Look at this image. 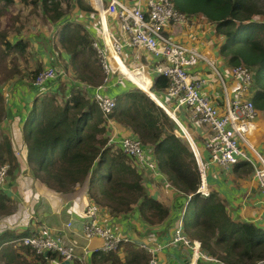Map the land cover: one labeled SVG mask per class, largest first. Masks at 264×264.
I'll list each match as a JSON object with an SVG mask.
<instances>
[{
    "label": "trees",
    "instance_id": "obj_1",
    "mask_svg": "<svg viewBox=\"0 0 264 264\" xmlns=\"http://www.w3.org/2000/svg\"><path fill=\"white\" fill-rule=\"evenodd\" d=\"M33 1L40 2L52 21L65 14L63 0ZM77 1L80 7L93 9L84 0ZM4 2L8 5L14 0ZM173 2L189 18L201 14L216 24L217 35L224 37L220 52L231 64L245 63L255 68L252 98L258 108L264 109V20L258 19L264 15V9L259 6V0ZM55 36L56 46L60 45L70 54L65 70L75 79L102 84L105 73L101 57L94 45L95 37L84 22L66 21ZM27 45L23 40L16 43L21 51L27 49ZM43 67L40 61L32 77L35 78ZM168 86L167 76H153L151 90L161 100H164L161 93ZM65 87L66 84L60 82L58 90L38 96L34 103V124L25 133L26 157L33 174L61 191L73 190L75 184L86 181L89 196L96 203L107 206L111 213L137 207L148 221H163L170 207L148 192L135 158L109 141L108 117L92 92L79 86L70 87L66 92ZM117 99L110 118L131 129L150 146L158 167L172 185L192 194L183 221L186 226H193L191 234L198 236L203 250L226 264H256L264 258V227L234 219L217 192L203 195L197 191L200 173L195 155L168 112L138 86L121 91ZM4 151L8 157L4 156ZM0 161H9L11 169L15 166L11 142L4 143ZM54 256L56 253L49 252L35 257L41 264H47ZM15 261L10 258L5 264Z\"/></svg>",
    "mask_w": 264,
    "mask_h": 264
},
{
    "label": "crops",
    "instance_id": "obj_2",
    "mask_svg": "<svg viewBox=\"0 0 264 264\" xmlns=\"http://www.w3.org/2000/svg\"><path fill=\"white\" fill-rule=\"evenodd\" d=\"M86 1L93 8L92 10L80 7L78 1L74 0L77 6H75V12H67L59 20H50L53 23L54 35L66 21L76 20L84 22L96 39L100 37V33L98 36L96 34L99 27L102 26L115 30L119 34L116 33L117 36L121 39H127V35L121 30L119 20L115 16L108 14L102 5H100V10H97L91 0ZM93 2L96 3L97 0H93ZM15 3H19V0H14L11 4ZM0 5V15L5 17L11 5L6 6L4 0H0ZM21 18L22 14L10 26L13 28V33L10 36L7 35L9 40H2L3 44L0 49L2 58L12 56V61L20 59L18 56L20 53L22 54V51L19 50L16 43L25 39L26 41L31 40L33 47L37 50V56L41 59L40 61H44V65L54 66L55 62H60L65 67L70 54L60 45L56 47V36L51 39L44 28H41L37 30L40 37H35L28 30L25 20ZM98 23L100 26H98ZM167 31L175 39L195 47L205 54L206 59L201 60L192 68V73L198 78L204 79L203 91L223 108L225 105L224 83H222L214 67L223 72L225 80H227V89L231 90L234 81H232L233 78L231 79L230 73L232 64L229 62V58L220 52V45L224 37L223 35H217L216 24L208 21L203 15L196 14L190 17L185 24H169ZM109 34V30L106 29L105 35L111 45ZM27 37L31 39L27 40ZM38 38L40 39L38 40ZM136 49L133 46L126 45L122 51V57L111 45V50H109L111 62L116 69L129 77L137 86L149 92L158 102H162L161 98L154 92L156 97L151 90L152 78L146 67L144 68L142 65L131 66L133 63L142 62V54L144 53L146 60H148L146 62L149 65H153L156 58L147 50H138L141 55L137 59L135 56ZM48 53L51 56L47 58L45 55H48ZM20 69L21 73L19 68L10 70L8 75L5 76L8 83L5 86H0V150H2L5 142H11L12 154L15 158V166L10 170L6 183L0 188V264H5L10 258L15 260L21 258L31 264H34V262L35 264H41L34 255L28 254L27 248L29 246L11 242V240L37 230L44 225L54 229L56 233L63 237L64 241L76 244L77 252L83 258V261L74 260L69 264H149L152 254L142 247L143 243L151 246L161 244L162 248L157 249L154 255L163 264H189L192 249L181 243L171 244L170 240L180 220L189 235L193 231V226H186L183 221V215L192 194L179 190L172 185L166 173L160 168L158 171L140 168V171L143 174V181L148 192L170 207V212L163 221H148L141 215L137 207L113 214L107 206L97 203L101 222L114 232L132 238L133 241L124 242L116 250L104 252L101 249L104 243L101 236L95 235L88 239L83 235L85 210L89 204L95 202L89 196L88 182H78L73 190L61 191L48 186L46 182L35 176L26 157L27 141L25 133L28 127L34 124L32 110L38 96L58 90L61 81L66 84V92L70 90V87L76 86L78 88L79 86L82 89L91 91L92 95L98 89L99 84L94 85L75 79L69 76L63 68L61 75L49 82L50 86L54 81L55 87H49L48 91L41 94L38 92L33 80L22 72V68ZM121 77L117 74L112 75L111 82L104 85L101 90L113 96H118L121 91L132 88L133 84ZM173 105L176 108V104L173 103ZM167 109L171 113H175L168 106ZM176 113L180 115L181 120L187 126L189 124L192 126L194 133L189 128L187 129L194 135L202 147L204 155L208 158L209 152L204 146L208 126L204 124L195 125L190 120L185 106L178 108ZM108 130L110 132L109 137H120L131 133V130L126 126L112 120L108 123ZM248 139L255 149L264 153V109L258 108V116L251 123ZM244 147L253 155L254 150L251 146L244 144ZM4 156L8 157L6 151H4ZM205 184L210 192L215 191L218 193L234 219L252 221L264 227V196L260 189V183L254 174L253 165L249 161L241 158L236 163L228 166L211 162L206 169ZM69 221H72L71 226H68ZM191 237L201 241L195 234H191ZM204 253L210 255L205 251ZM64 261L65 259L56 253V256L51 257L47 264H63ZM200 264L225 263L214 257L201 259Z\"/></svg>",
    "mask_w": 264,
    "mask_h": 264
},
{
    "label": "built area",
    "instance_id": "obj_3",
    "mask_svg": "<svg viewBox=\"0 0 264 264\" xmlns=\"http://www.w3.org/2000/svg\"><path fill=\"white\" fill-rule=\"evenodd\" d=\"M91 3L97 10H100V5H102L108 14L115 16L119 20L121 30L127 35V39L123 40L117 36L115 30L102 26V33L99 38H95L94 42L101 57L105 74L102 84H99L93 97L108 117V122L112 120L109 114L117 105L118 99L117 96L106 93L101 88L111 82L112 75L120 76L121 72L111 62L109 55L111 45L121 56L126 45L137 48L135 50L136 58L141 55L138 50H147L156 58L153 65L147 64L152 68L151 78L153 79V76L157 74H163L169 78V86L165 90L167 103L173 100L176 104L175 110L185 106L193 123L208 126V134L204 139V146L209 152L207 158L191 133L192 131L189 132L187 129L189 127L182 121L184 123L182 133L195 155L200 173V184L197 191L203 195L210 193L205 184V178L206 169L211 162L228 166L243 158L253 165L254 174L264 196V153L255 149L248 139L251 123L258 116V108L252 98L254 70L245 63L232 64L230 73L234 85L230 90L227 89V80H225L223 72L214 67L224 83L225 105L222 108L203 91L204 79L198 78L192 73V68L201 60L206 59L205 54L197 48L175 39L167 31L169 24H185L189 21V17L175 6L173 0H97L96 3L91 0ZM106 29L110 33L111 45L105 35ZM142 66L146 67L143 63ZM62 71L59 72L56 67L51 65L40 70L33 80L38 92L44 94L48 91L49 82L57 79ZM109 141L134 157L139 168L158 171L159 167L152 149L136 134L111 136ZM244 144L253 148V155L246 150ZM10 169L9 161H0V188L6 183ZM71 225L72 221H69L68 226ZM83 235L88 239L95 235L101 236L104 239L101 247L104 252L116 250L124 242L133 241L132 238L114 232L101 222L99 205L96 202L89 204L85 210ZM11 242L27 245L37 254L55 252L65 260L83 261L77 252L75 243L64 241L62 236L46 225L29 234L16 237ZM170 243H181L192 249L189 264H200L201 259L214 258L204 253L201 241L192 238L185 231L181 220L175 228ZM142 247L152 254L149 264H163L154 255L157 249L162 248L161 244L151 246L143 243ZM256 264H264V258Z\"/></svg>",
    "mask_w": 264,
    "mask_h": 264
},
{
    "label": "rangeland",
    "instance_id": "obj_4",
    "mask_svg": "<svg viewBox=\"0 0 264 264\" xmlns=\"http://www.w3.org/2000/svg\"><path fill=\"white\" fill-rule=\"evenodd\" d=\"M86 3V5H88V1H84ZM6 5V4H5ZM11 5V8L8 9L7 11V15L4 17V16H1L0 15V49L2 48V40L5 39V41H8L9 39L7 38L8 36L7 35H11L13 33V28H11L10 26L12 25V23L14 24L17 20L16 18H20V14H22V18L23 20H25L26 22V26L28 28V30L30 32H32L31 34H34L35 37H40V34H38L37 30L39 29H43L45 30L46 34H48V36L52 39V37H55L54 35V31L52 29L53 27V23L50 21V19L47 17V15L44 13V10L40 4V2L38 3H34L33 0H29V1H24V0H19V3H15V4H10ZM94 5V4H93ZM1 6V5H0ZM7 6V5H6ZM75 2L74 0H63L62 2V9L65 10V13H69V12H75ZM95 6V5H94ZM259 6H261L263 9H264V0H259ZM77 7V6H76ZM97 18V16H96ZM258 19L260 20H264V15L262 16H258ZM98 26L99 23H98ZM87 27V26H86ZM88 28V27H87ZM89 29V28H88ZM116 32V31H115ZM56 33V32H55ZM101 35L102 33V30H101V27H99L98 29V32H97V36ZM117 33V32H116ZM93 34V33H91ZM118 34V33H117ZM37 35V36H36ZM94 35V34H93ZM99 35V36H100ZM119 35V34H118ZM3 36V38H2ZM31 38L27 37V40H29ZM40 38H38L39 40ZM24 42H27L28 45H27V49L24 48L23 51H22V54L20 53V55L18 56V60L16 61H12V56H8L7 58H2V53L0 51V86H5L7 83H8V80L7 78H5V76L8 75V73L10 72V70H16L19 68V71L21 73V69L22 68V72L27 74L31 80H34V78L32 77L33 75V71L38 67V62L41 60L38 56H37V50L35 49V47H33L32 45V42L31 40L29 41H26L25 39H22ZM57 47V46H56ZM29 50V51H28ZM31 50V51H30ZM59 50V49H58ZM58 52V51H57ZM59 54V52H58ZM52 55H54V53H52ZM47 58L50 57L51 55L48 53V55H45ZM3 59V60H2ZM9 60V61H8ZM145 63H144V62ZM148 60H146L145 58V53L142 54V62H139V63H133L131 64V66L133 67H137V66H140L143 64L146 65V69L148 71V73L150 75H152V68H150L149 66H147L148 62H146ZM44 62V61H43ZM127 62L129 63V61L127 60ZM44 65V64H43ZM24 66V67H23ZM46 65H44L45 67ZM50 66V65H49ZM52 66V65H51ZM64 65H61L60 62H55L54 63V67H56L58 69V71L60 72L61 70H63V67ZM43 67V68H44ZM255 70V68L253 69ZM20 75V74H19ZM61 75V74H60ZM59 75V76H60ZM69 76H71V73H68ZM120 75L122 76V78L126 81L128 80L130 83L133 84V86L137 87V85L129 78L127 77L124 73H121L120 72ZM3 76V77H1ZM255 79V78H254ZM54 82V81H53ZM52 82V84H48V87H52L54 88L55 85L54 83ZM62 83H64V81H61ZM152 84H153V79H152ZM132 86V87H133ZM139 87V86H138ZM50 88V89H52ZM49 89V90H50ZM46 94V93H45ZM163 96L162 98L164 99L163 101L167 103V96H166V93L165 91L161 93ZM61 97L58 98V100L60 99ZM61 100V99H60ZM174 101H170L169 103H167L166 105L172 109V110H175L174 108V105H173ZM178 111V109H176ZM175 110V111H176ZM178 115V114H177ZM109 121V120H108ZM112 121L114 122L115 120L112 119ZM177 123V122H176ZM178 125V123H177ZM187 125V124H186ZM195 125L199 126V125H202V124H199V123H195ZM108 127V126H107ZM189 129L193 132L192 130V126L189 124L188 125ZM179 131L178 133L181 134L182 136H184V134L182 133L183 131L180 129V127H178ZM129 129V128H128ZM131 130V129H130ZM109 131V130H108ZM110 133V132H109ZM131 133H133L131 131ZM194 133V132H193ZM185 137V136H184ZM149 146V145H148ZM144 182V181H143ZM121 246V245H120ZM26 252H27V249L25 248ZM28 254L29 255H34V257L36 256V252L31 249L29 250L28 249ZM36 258V257H35ZM31 264L30 262H25L24 259H19V260H16L14 262V264ZM33 264V263H32ZM35 264V262H34Z\"/></svg>",
    "mask_w": 264,
    "mask_h": 264
},
{
    "label": "water",
    "instance_id": "obj_5",
    "mask_svg": "<svg viewBox=\"0 0 264 264\" xmlns=\"http://www.w3.org/2000/svg\"><path fill=\"white\" fill-rule=\"evenodd\" d=\"M145 91V90H144ZM145 92H147V91H145ZM153 92V91H152ZM157 103H159L167 112H168V114L178 123V125H179V127H180V129L182 130L183 129V126L182 125H184V123L182 122V120L178 117V115L176 114V112L175 113H171L170 111H168V109H167V106L165 105V103H164V101H162V102H158V100H156L155 98H154V96H152L149 92H147ZM154 93V92H153ZM154 95L156 96V94L154 93ZM157 97V96H156ZM159 99V98H158ZM164 103V104H163ZM46 254H48V252H46ZM71 261L70 260H65L64 262H63V264H69Z\"/></svg>",
    "mask_w": 264,
    "mask_h": 264
}]
</instances>
